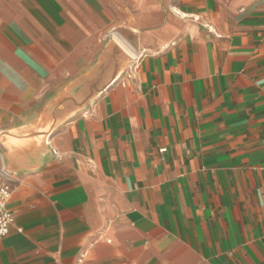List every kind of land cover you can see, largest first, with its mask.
<instances>
[{
	"label": "crops",
	"instance_id": "1",
	"mask_svg": "<svg viewBox=\"0 0 264 264\" xmlns=\"http://www.w3.org/2000/svg\"><path fill=\"white\" fill-rule=\"evenodd\" d=\"M1 168L0 264H264V0H0Z\"/></svg>",
	"mask_w": 264,
	"mask_h": 264
},
{
	"label": "built area",
	"instance_id": "2",
	"mask_svg": "<svg viewBox=\"0 0 264 264\" xmlns=\"http://www.w3.org/2000/svg\"><path fill=\"white\" fill-rule=\"evenodd\" d=\"M0 180V240H2L10 233L15 219L9 208L13 195L12 174L6 168H1ZM86 256V253L80 255L75 264H86Z\"/></svg>",
	"mask_w": 264,
	"mask_h": 264
}]
</instances>
